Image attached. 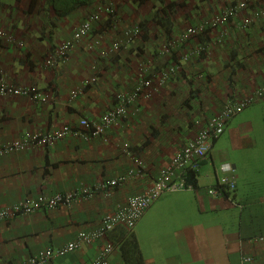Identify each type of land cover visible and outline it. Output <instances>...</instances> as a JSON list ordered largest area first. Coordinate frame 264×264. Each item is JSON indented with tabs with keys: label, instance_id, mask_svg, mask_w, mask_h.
Here are the masks:
<instances>
[{
	"label": "crops",
	"instance_id": "1",
	"mask_svg": "<svg viewBox=\"0 0 264 264\" xmlns=\"http://www.w3.org/2000/svg\"><path fill=\"white\" fill-rule=\"evenodd\" d=\"M165 1L188 4L161 7L159 0H148L138 8L125 0L119 27L101 23L62 59L60 45L74 35L95 2L64 15L47 0H0V30L6 33L0 39V65L10 82L37 86L48 97L44 103L0 96V145L66 124L79 127L82 119L100 122L143 72L154 77L145 90L149 97L131 104L127 117L106 135L90 140L70 135L52 148L0 156V208L134 172L106 194L0 222V264H24L44 249L73 241L80 231L98 229L106 214L153 186L160 169L221 111L229 96H244L264 84V14L253 32L235 27L224 43L211 46V54L185 60L206 38L179 43V35L209 12L220 11L226 0ZM133 25L142 27L137 42L104 55ZM174 65L178 70L165 72L163 83V71ZM92 77L97 83L84 86ZM262 101L251 105L243 119L247 109L228 123L202 162L196 189L164 193L136 225L133 232L146 264H244L247 257L252 259L248 264H264ZM226 162L235 168L237 188L211 193L224 177L220 166ZM122 228L110 239L118 242ZM103 245H83L49 264H89ZM109 264H125L119 248Z\"/></svg>",
	"mask_w": 264,
	"mask_h": 264
},
{
	"label": "built area",
	"instance_id": "2",
	"mask_svg": "<svg viewBox=\"0 0 264 264\" xmlns=\"http://www.w3.org/2000/svg\"><path fill=\"white\" fill-rule=\"evenodd\" d=\"M253 2L254 0L251 1V3ZM246 6V2H241L237 6L231 7L224 15L216 16L213 19L188 28L182 34V39L185 41L197 37L209 29L217 32L214 42L198 46L193 51L194 56L200 57L202 54H209L211 52V46L222 43L228 34V23L230 18L235 19L239 12L246 8ZM99 19V14L91 15L76 29L74 36L59 48L57 55L65 58L76 44L90 33L93 23ZM5 35L6 33L3 30H0V39L4 38ZM185 60H189V56H186ZM47 63L51 64V60H48ZM166 78L167 76L164 75L163 79ZM95 81L96 79L93 78L86 81L85 85ZM152 81L153 79L144 78L143 82L136 87L133 93L120 94L118 105L108 110L103 115L101 122H92L88 119H82L79 127H73L66 124L61 128L51 130L45 134L40 133L35 136L28 135L21 140L14 141L7 145H0V156L5 153L25 151L36 146L52 148L58 141L63 140L70 135L79 134L88 140V138L92 136L105 134L108 129L116 125L127 113L128 105L135 102L139 96L146 95L144 87L151 86ZM162 82H164V80H162ZM0 96H27L34 101L44 103L48 100L47 95L36 86H21L10 82L1 65ZM146 96L149 97L148 94ZM262 99H264V84L244 96H241L240 94L238 96H229L221 111L199 131L193 140H191L173 157L169 166L161 170L159 177L149 190L143 194L130 197L125 204L120 205L113 213L105 215L98 229L93 231H81L77 238L66 246L59 249L41 251L39 254L31 257L25 264H46L54 256H64L80 248L83 244H93L98 240H104L111 232L120 226L125 227L127 230H133L151 204L159 199L164 193L184 189L193 190L194 185L187 181L186 173L191 170L196 171L199 169L200 163L204 161L210 153L213 142L225 132L229 121L234 116ZM139 165H142V163L139 162ZM221 170L224 172V177L219 181L217 187L210 190L211 193L221 194L226 189L234 191L237 187L234 166L230 163H224L221 166ZM141 172L142 170L137 171L139 174ZM132 175H134V172L130 171L125 177L114 178L107 183H100L94 188H78L51 195L44 194L36 199H24L18 204L0 209V221L10 220L20 213L31 214L39 210H53L60 206H70L74 202L90 199L94 197L96 193L115 188ZM114 250L115 246L112 243L107 242L90 264H109V259ZM251 261L252 259L247 257L243 262L244 264H248Z\"/></svg>",
	"mask_w": 264,
	"mask_h": 264
},
{
	"label": "clouds",
	"instance_id": "3",
	"mask_svg": "<svg viewBox=\"0 0 264 264\" xmlns=\"http://www.w3.org/2000/svg\"><path fill=\"white\" fill-rule=\"evenodd\" d=\"M124 1L125 0H100L99 2H96L95 0H93V2H91V3H89L88 5L91 7V5L95 2V5H96V7H94L93 9H91V8H89V10H91L92 12H90L89 13V15L86 17V19L81 23V24H83L91 15H94V14H99L100 15V19L98 20V21H95L94 23H93V26H92V30L90 31V33L94 30L95 32H97V29H96V27L98 26V25H100L101 23H104L105 22V24L106 23H108L110 26H111V28H115V26H118L119 27V25L121 24V22H122V20L121 19H123V17H124V14H123V11H122V8H123V4H124ZM146 1H148V0H133V3H135L137 6H138V8H140V6H142V4L144 3V2H146ZM160 2H159V4L158 5H161V7H165L167 4V6L168 7H172L173 5H177V6H180V7H184V6H186L188 3H187V1H185V2H183V3H173V2H167V1H165V0H159ZM251 1L252 0H226L225 2H224V5H223V7L221 8V10L220 11H218V12H216V13H214L213 15H211L210 14V12L208 13V15H207V17L205 18V19H203L201 22H199V23H197V24H194V25H192V26H195V25H198V24H201L202 22H204V21H207V20H210V19H213L214 17H216V16H219V15H224L227 11H229V9L231 8V7H234V6H237L239 3H241V2H246L247 3V6H246V8H244L243 10H241L240 12H239V14L237 15V17L235 18V19H233V18H230V20H229V23H228V34H227V36H229V34L231 33V31L233 30V28H235V27H237V28H240V29H242V30H244V31H246V32H253V30H254V27H255V25H256V23L260 20V18H261V16L264 14V0H254V2L253 3H251ZM126 3V5L127 6H130V4L128 3V1H126L125 2ZM207 5H209V7L211 6V3H208ZM155 20V19H154ZM80 24V25H81ZM79 25V26H80ZM192 26H189V27H187L180 35H179V38H178V42L179 43H188V42H190L192 39H198V40H200V39H204V37L206 38V41H204L205 43H201L200 45H206V44H210V42H214V40H215V37H216V35H217V32L216 31H214V30H211V29H209V30H207L205 33H203V34H201V35H198L197 37H194V38H191V39H189V40H183L182 39V34L188 29V28H190V27H192ZM95 27V28H94ZM76 31V30H75ZM257 31V30H256ZM89 33V34H90ZM74 34H75V32H74ZM88 34V35H89ZM87 35V36H88ZM141 35H142V27L140 26V25H133V26H130V27H128V28H126V29H124L123 30V35H122V38L121 39H119V40H116V41H114L113 42V44L111 45V47H110V50L109 51H105V53H104V55H106V54H110L114 49H120V47L121 48H130L131 46H133L134 45V43H136L137 42V40L141 37ZM74 36V35H73ZM72 36V37H73ZM86 36V37H87ZM227 36H226V38H227ZM71 37V38H72ZM86 37H84V38H86ZM5 38V37H4ZM4 38H2V39H4ZM71 38H69V39H67V40H65L64 41V43L65 42H67V41H69ZM83 38V39H84ZM225 38V39H226ZM82 39V40H83ZM82 40H80V41H82ZM225 41V40H224ZM224 41L222 42V43H224ZM63 43V44H64ZM102 42L101 41H97V44H101ZM222 43H218V44H222ZM63 44H61L60 45V47L63 45ZM77 45V44H76ZM199 45V46H200ZM59 47V48H60ZM76 47V46H75ZM74 47V48H75ZM73 48V49H74ZM197 47H195L194 48V50L196 49ZM72 49V50H73ZM71 50V51H72ZM193 50V51H194ZM70 51V52H71ZM193 51L191 52V53H187V54H185L184 55V59H185V57L186 56H189V59L192 57V56H194V54H193ZM70 52L67 54V56H69V54H70ZM211 52H212V47H211ZM211 52L209 53V54H211ZM209 54H202L201 56H203V55H209ZM66 56V57H67ZM200 56V57H201ZM60 57V56H59ZM66 57L65 58H63V57H60V58H62V59H66ZM195 57V56H194ZM54 63H55V61H54ZM175 69H177L178 70V67L176 66V65H174V66H172V67H169L168 69H166V70H164L163 71V73H162V75H161V80H165V79H163V76L165 75V72H172V71H174ZM96 79V81L95 82H93V83H90V84H88V85H91V84H94V83H97V77H92V78H90V79H88V80H86V81H89V80H91V79ZM144 78H146V79H153V81H152V85H153V82H154V78H153V76H152V74H151V72H149V73H146V72H143L142 73V75H141V77H140V80L137 82V84H136V86L134 87V89L132 90V91H130V92H126V94H129V93H133L134 91H135V89H136V87L139 85V84H141L142 82H143V79ZM85 81V82H86ZM85 82L83 83L84 84V86H88V85H85ZM164 83V82H163ZM151 85V86H152ZM32 86H34V85H32ZM37 87V86H36ZM148 87H150V86H145L144 87V92L146 93V89L148 88ZM40 89V88H39ZM41 90V89H40ZM42 91V90H41ZM43 92V91H42ZM123 94V93H122ZM148 93H146V95H147ZM146 95H144V96H139V98H137L136 100H135V102H137V101H139L140 100V98H147V96ZM118 98H119V96H118ZM118 98H117V102H116V104H115V106L114 107H116L117 105H118ZM262 100H264V99H262ZM48 101V100H47ZM46 101V102H47ZM45 102V103H46ZM135 102H133V103H135ZM258 102V101H257ZM132 103V104H133ZM256 103V102H255ZM131 105V104H130ZM130 105H128V107H127V113L120 119V121H122V120H124L126 117H127V115L129 114V110H130ZM253 105V104H252ZM251 106V105H250ZM250 106H248V107H250ZM113 107V108H114ZM224 107V106H223ZM247 107V108H248ZM246 108V109H247ZM112 109V108H111ZM110 110V109H109ZM245 110V109H244ZM243 110V111H244ZM242 111V112H243ZM106 113V112H105ZM241 113V112H240ZM239 113V114H240ZM217 115V114H216ZM215 115V116H216ZM238 115V114H237ZM236 115V116H237ZM214 116V117H215ZM235 117V116H234ZM233 117V118H234ZM213 118V117H212ZM211 118V119H212ZM210 119V120H211ZM210 120H208V122L210 121ZM232 120V119H231ZM230 120V121H231ZM119 121V122H120ZM229 121V122H230ZM92 122H95V121H92ZM101 122V121H100ZM118 122V123H119ZM207 122V123H208ZM117 123V124H118ZM116 124V125H117ZM207 125V124H206ZM115 126V125H114ZM113 126V127H114ZM113 127H111L110 129H112ZM227 128V127H226ZM109 130V129H108ZM107 130V131H108ZM226 130V129H225ZM107 131H106V133L105 134H102V135H106L107 134ZM224 134V133H223ZM222 134V135H223ZM221 135V136H222ZM97 136H99V135H97ZM197 136V135H196ZM220 136V137H221ZM92 137H96V136H92ZM92 137H90V138H88V140H90ZM219 137V138H220ZM87 140V139H86ZM191 141V140H190ZM190 141H188L187 142V144L190 142ZM217 141V139L213 142V146H214V143ZM9 144V143H8ZM186 144V145H187ZM4 145H7V144H4ZM56 145V144H55ZM54 145V146H55ZM185 145V146H186ZM213 146H212V148H211V151H212V149H213ZM182 150V149H181ZM180 150V151H181ZM210 151V152H211ZM11 153H17V152H11ZM11 153H5V154H3L2 156H4V155H6V154H11ZM210 154V153H209ZM209 154H208V156H209ZM208 156H207V158H208ZM206 158V159H207ZM205 159V160H206ZM204 160V161H205ZM203 162V161H202ZM202 162L200 163V165H199V169L198 170H196V171H193V170H191V171H188L187 173H186V178H187V181H188V176H189V174L190 173H192V172H195L196 174H197V176H198V174H199V171H200V168H201V165H202ZM142 163V162H141ZM227 163V162H226ZM171 164V163H170ZM169 164V165H170ZM224 164V163H223ZM223 164H221V166L223 165ZM231 164V163H230ZM169 165H167V166H169ZM139 166H142L143 167V163H142V165H139ZM167 166H165V167H167ZM221 166H220V170H221ZM165 167H163V168H165ZM163 168H161L160 169V172H161V170L163 169ZM222 171V170H221ZM160 172H159V175H160ZM223 172V171H222ZM133 176V175H132ZM223 178V177H222ZM222 178H220L219 179V181L222 179ZM157 180V179H156ZM155 180V181H156ZM126 181V180H125ZM124 181V182H125ZM219 181H218V183H219ZM108 182V181H107ZM107 182H103V183H107ZM123 182V183H124ZM189 182V181H188ZM122 183V184H123ZM155 183V182H154ZM189 183H191V182H189ZM121 184V185H122ZM191 184H193V183H191ZM194 185V189H196V185L195 184H193ZM96 186V185H95ZM95 186H93L92 188H94ZM120 185H118V186H116V187H119ZM237 188V187H236ZM193 189V190H194ZM74 190V189H73ZM184 190H190V189H184ZM236 190V189H235ZM234 190V191H235ZM68 191H71V190H68ZM108 191H110V189H108L107 191H103L102 193H105L106 194V192H108ZM231 191V190H230ZM65 192H67V191H65ZM99 193H101V192H99ZM98 193H96L95 195H97ZM50 195V194H49ZM140 195V194H139ZM40 196H42V194L41 195H39L38 197H36V198H39ZM136 196V195H135ZM132 197V196H131ZM27 198H30V197H26V198H24V199H27ZM36 198H33V199H36ZM93 198V197H92ZM24 199H22V200H24ZM91 199V198H90ZM22 200H19L18 202H16V203H14V204H11V205H7V206H5V207H9V206H13V205H15V204H18L20 201H22ZM88 200V199H87ZM154 203V202H153ZM152 203V204H153ZM151 204V205H152ZM5 207H2V208H5ZM151 207V206H150ZM149 207V208H150ZM2 208H0V209H2ZM59 208V207H58ZM40 211H48V210H39V211H36V212H33V213H37V212H40ZM148 211V210H147ZM146 211V212H147ZM33 213H31V214H33ZM146 214V213H145ZM144 214V215H145ZM21 215H30V214H24V213H20V214H17L14 218H12V219H10V220H4L3 222H8V221H12L13 219H15L16 217H18V216H21ZM107 215V214H106ZM143 218V217H142ZM141 218V219H142ZM103 219V218H102ZM0 222H2V221H0ZM102 222V221H101ZM139 223V222H138ZM137 223V224H138ZM136 224V225H137ZM101 225V224H100ZM120 227H123V226H120ZM136 227V226H135ZM134 227V228H135ZM119 228V227H118ZM117 228V229H118ZM122 229H124V230H127L125 227H123ZM134 230V229H133ZM133 230H127V231H133ZM81 232V231H80ZM79 232V233H80ZM115 232V230L113 231V232H111L109 235H108V237L107 238H105L104 240H98V241H96V242H94V243H99V242H105V244L107 243V242H110V243H112L114 246H115V249L116 248H118V246L110 239V235H112L113 233ZM78 233V234H79ZM263 239V238H262ZM75 240V239H74ZM73 240V241H74ZM72 242V241H71ZM70 243V242H69ZM69 243H67V244H69ZM93 243V244H94ZM67 244H65V245H63V246H61V247H64V246H66ZM83 245H92V244H83ZM83 245H81L80 246V248L83 246ZM103 246H105V245H103ZM102 246V247H103ZM61 247H58V248H51V247H49V248H47V249H44V250H48V249H59V248H61ZM101 247V248H102ZM100 248V249H101ZM79 249V248H78ZM78 249H76V250H78ZM44 250H42V251H44ZM75 250V251H76ZM100 251V250H99ZM41 252V251H40ZM40 252H38L37 254H39ZM74 252V251H73ZM70 253H72V252H70ZM70 253H68V254H70ZM37 254H35V255H37ZM68 254H66V255H68ZM35 255H33V256H35ZM66 255H64V256H54L52 259H50L46 264H49L52 260H54V259H56V258H62V257H65ZM33 256H31V257H33ZM30 257V258H31ZM97 257V256H96ZM29 258V259H30ZM28 259V260H29ZM93 262V261H92ZM12 264H17V263H12ZM25 264V263H24ZM90 264V263H89Z\"/></svg>",
	"mask_w": 264,
	"mask_h": 264
},
{
	"label": "trees",
	"instance_id": "4",
	"mask_svg": "<svg viewBox=\"0 0 264 264\" xmlns=\"http://www.w3.org/2000/svg\"><path fill=\"white\" fill-rule=\"evenodd\" d=\"M91 2L92 0H47L48 5L57 11H62L64 15L77 7L88 5ZM188 181L196 185L197 174L195 172L190 173ZM111 240L113 241L114 239L111 237ZM113 242L120 249L125 264H146L137 236L133 231L121 229L118 242L116 240Z\"/></svg>",
	"mask_w": 264,
	"mask_h": 264
},
{
	"label": "rangeland",
	"instance_id": "5",
	"mask_svg": "<svg viewBox=\"0 0 264 264\" xmlns=\"http://www.w3.org/2000/svg\"><path fill=\"white\" fill-rule=\"evenodd\" d=\"M117 1V0H116ZM208 3H211V1H208ZM207 7H209V5L207 6ZM262 103H264V101H262ZM258 105H262V104H258ZM262 107V106H261ZM253 108V107H252ZM251 109V108H250ZM248 110H249V107L247 108V110H245L241 115H240V118H244L246 115H247V113H248ZM263 111H264V107H263Z\"/></svg>",
	"mask_w": 264,
	"mask_h": 264
}]
</instances>
